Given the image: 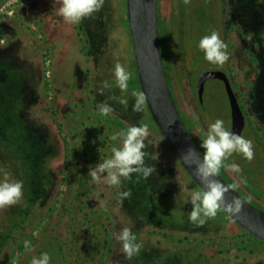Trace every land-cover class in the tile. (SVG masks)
Wrapping results in <instances>:
<instances>
[{"label":"rangeland","instance_id":"1","mask_svg":"<svg viewBox=\"0 0 264 264\" xmlns=\"http://www.w3.org/2000/svg\"><path fill=\"white\" fill-rule=\"evenodd\" d=\"M6 1L2 0L0 5L5 4ZM225 1L191 0L185 5L187 11L184 16L183 0H167L166 9L159 19V30L161 39L163 38L162 48L165 51L167 49V59H165L168 60L167 68L170 73L180 76L181 67L184 65L185 46L186 63L191 78L189 86L186 83L184 85L188 86L190 94L194 93L192 85L195 77L201 74L200 80L206 101L217 111L235 115L236 97L234 98L230 91L232 87L236 88V84L233 83L230 88L226 82L232 81V74L224 65L208 62L204 52L199 48L202 37L210 35L212 31L218 32L225 42L226 9L223 5ZM261 2L262 8L264 0ZM240 3L243 4V9L247 5L246 0ZM7 5L20 11H27L24 16L19 14L11 17L15 22L18 21L19 25L24 24L35 36H41L34 18L35 12L31 11L28 0H11ZM249 12V16L252 17L254 13L251 10ZM76 27H78L76 32L73 31L71 34L70 47L59 35L58 40L61 44L57 43V51L61 53L65 50V53L62 58L58 53L56 54L59 58L55 54V72H52V56L47 52L43 54L45 55L44 64L42 62L44 96L50 98L55 92L54 73L61 100L70 99L69 107L65 108V105L61 104L60 108H56L57 113L45 103L44 108L47 112L44 111L46 113L43 116L44 120L49 122L51 130L59 126L62 134L66 131L69 133V129L74 127V119L77 120L76 123L82 122L80 133L84 127L103 129L101 132L109 135L107 152L109 155L104 154L103 160L112 156L111 149L116 145V141L111 140L113 133L126 132L132 125L146 124L150 135L145 143L148 144V141L150 143L145 151L158 155L156 160L146 159V164L153 166L155 172L147 179H138L137 175L133 174L131 180L122 179L119 185L111 187L107 184V187L112 189L108 192L103 191L104 194L107 193L106 196L108 195V202L97 195L95 198L99 202L94 201L89 205V200L77 199L75 201L77 205H71L69 208L72 194L76 192V184L60 181L58 164L69 159L71 142L69 143L68 138L64 136L62 142L58 134L54 137L51 130L44 128L46 124L39 116L41 112L43 113L40 103L30 107V101L37 98L35 91L39 93L41 84L36 72L28 71L26 66L28 61L16 55L13 57L6 55L2 62L0 58V82L3 75L5 85L9 84L10 77H14V82L22 87L20 94L19 92L12 94V99L6 88L0 89V169L10 174L11 180L23 182V198L18 204L6 207V218L21 222L31 204L37 198L44 196V201L38 206L35 205L30 218V222L33 220V223H36L31 232L39 234L38 237L30 245L25 242L23 247L26 250L20 258L13 254L11 248L2 250L0 264H12L11 261H16L14 264H31L34 257L39 258L44 253L50 256V264H104L105 262H108L107 264H264V241L253 236L231 218L225 219L226 215L222 211H218L217 216L209 219L204 227L197 228L190 222L189 214L193 208L190 202L191 192L202 189L183 169L160 135L146 103L142 112L132 111L135 103L132 93L141 90L136 86L138 78L135 74L132 41L126 17V0H104L99 12L76 23ZM80 27L84 31L89 30L91 34L90 50L84 51L85 36ZM1 45L5 44L0 43ZM4 49L6 50V47ZM8 53L10 52L7 51L6 54ZM47 59L50 60L48 67L45 64ZM257 59V68H264L263 59L262 62L260 57ZM117 62L132 74L127 92H121L116 86L114 68ZM88 68L89 72H87ZM28 75L32 76L31 81L34 80L33 86H29L32 91L30 96ZM85 77L88 79L84 80ZM104 81H108L112 87L104 89L101 95L100 89ZM14 82L10 85L16 86ZM249 86L259 92L250 100L252 114L256 115L258 105L264 109V80L252 81ZM135 87L137 88L133 89ZM84 95L91 97L88 105L90 111L97 115V123L94 120L89 122L83 117L87 111L82 103L85 99L82 98ZM119 97H126L129 101L128 106L121 105L116 99ZM196 100L198 103L196 101L193 107V120L196 118L194 120L197 122L196 127H205L206 136L209 125L214 122L208 118L203 107L200 108V99ZM101 104L110 105L113 111L108 115L102 114ZM71 116L73 120L70 119ZM100 119L104 121L101 123ZM67 126L69 128L66 129ZM192 134L197 140L193 131ZM243 135L253 142L254 159L248 161L242 154L233 153L225 162L230 165L234 160L240 161L239 167L243 177L246 176L248 180L247 185L259 193L260 197L256 198L264 206V134L261 132L251 134L248 127H245ZM199 148L204 153L205 150L200 143ZM53 155L56 157L53 158ZM220 174L224 175L222 169ZM2 179L0 173V180ZM56 186V190L53 191ZM81 187L79 191L84 196L83 199L88 198L86 194L91 195L90 192L86 191L84 186ZM113 190L115 192L117 190V196H114L116 207L111 203L114 200L111 194ZM127 190H131L132 195L121 202L120 194ZM74 213L75 227L72 221ZM41 217L44 218L43 231L36 227L38 221L41 222ZM108 223L111 226H106ZM125 227L131 229L137 238L136 242L142 245L139 254L131 259L126 258L122 244L113 236L114 232L118 233ZM85 229L93 231L92 236L97 234L98 229L103 234L92 239L84 232ZM104 240L108 241L107 249L103 247ZM6 260L8 262H5Z\"/></svg>","mask_w":264,"mask_h":264},{"label":"flooded vegetation","instance_id":"2","mask_svg":"<svg viewBox=\"0 0 264 264\" xmlns=\"http://www.w3.org/2000/svg\"><path fill=\"white\" fill-rule=\"evenodd\" d=\"M45 1V2H44ZM262 0H246V7L243 9L242 5L240 2L242 0H226L223 2V5L226 9V14L224 18V23H225V43L227 44V52L230 54L229 60L224 64L226 67L227 71L232 74V81L227 80V84L230 85V88L232 87V84H236V88L232 87V96L235 98L236 97V102L234 103L235 108L237 109V113L235 115H240L243 114L245 117V127H248L250 130L251 134L255 132H261L264 134V109L261 108V106L258 105L256 107L257 112L256 115L252 114V108L250 100L253 98L254 95L259 94L257 89L254 88H249V84H251L252 81L262 79L264 80V68H257V63L258 59L260 57L262 62V59L264 61V7L261 8ZM46 3V4H45ZM59 0H29L28 4L31 9V11L35 12L34 18L36 19V25L38 27V31L40 33H43V28L44 25L42 24V16L44 14L43 12V6L46 5V10L47 11V17H55L57 16L60 19L61 25L59 26V30L55 29L54 30V35H61L63 39H65V43L68 46L70 44V38L71 34L76 32V24H71L66 22L62 16L58 15V8H59ZM159 4V0H158ZM49 5L53 7L52 10H49ZM249 5V6H248ZM252 5V6H251ZM249 10H251L254 14L249 16L248 13ZM187 8L184 4V16L186 15ZM27 11H20L19 9H14L13 11V16L19 14L21 16H24L27 14ZM52 13L53 15H51ZM245 15V16H244ZM199 18V15H198ZM14 21V18L10 16H2L0 18V29L5 31V24ZM18 22V21H17ZM80 29L83 30V34L85 36L84 39V51L90 50V44L91 39H90V32L89 30L84 31L82 27ZM159 38H160V30H159ZM163 42V41H162ZM161 40H160V47H161V54L163 51L162 45H161ZM0 43L2 44H7L8 43V38L5 35H2L0 38ZM163 44V43H162ZM65 51V50H64ZM63 51V52H64ZM167 51V49H166ZM50 54L52 56L51 49H44L43 54ZM181 53V52H180ZM45 56V55H43ZM62 58V57H61ZM44 60V57L42 58ZM184 65L181 67V72L180 76L177 77V74L174 73L172 75V84L170 85L173 97L175 99L176 105L180 111V114L185 120V123L193 137L192 131L194 135L196 136L197 140L193 137V139L196 141V143L199 146V143L202 145V141L206 139V136L204 135L205 127H196L197 122L196 118L193 120V107L196 104V99H198V82L200 78L202 77L201 74L197 75L195 77V81H193V88H194V93L189 92V83H190V72L188 70V65L186 63L187 61V56L185 52V46H184ZM52 62V72H55L54 70V65L53 61ZM44 64V61H43ZM89 69V68H88ZM87 72L90 71V69ZM165 69V68H164ZM262 71V72H261ZM261 72V73H260ZM194 75V74H193ZM167 76V75H166ZM179 78V79H178ZM88 78L85 77L84 80H87ZM181 79V80H180ZM186 83V85H184ZM53 84H55V92L53 95L49 98L43 95L41 101L42 104L46 103L48 106L53 109L54 112H58L56 108H60L61 104H64L65 108L69 107V100L68 98L61 100V96L59 93V89L56 86L55 78H54V73H53ZM192 90V87H191ZM255 90V91H254ZM193 92V90H192ZM229 93V94H230ZM82 98H85L83 100V108H85V113H84V119L89 120H94L97 123V115L95 112L90 111L89 109V100L90 98L87 95H84ZM244 102V103H243ZM198 103V101H197ZM56 106V107H55ZM200 108H202L200 102H199ZM43 113L39 115L40 118H43V116L46 114L44 111L47 112V110H43ZM49 112V111H48ZM51 112V111H50ZM67 117V114H66ZM209 118V117H208ZM71 120L74 118L71 116ZM210 119V118H209ZM101 123L104 121L103 119H100ZM211 120V119H210ZM76 119H74L75 124L73 125L74 127L69 129V133L66 131L63 134L60 132V127H56V129L51 130L52 134L54 137L59 135V139L62 141V136L68 138L69 143L71 142L70 145V153H69V159L61 160L62 162L60 165L58 164V171L61 173V178L60 181L62 182H67L70 184H76V192L72 194V200L69 201V208H71V205H77L75 204V201L78 199L79 201H86L89 200L88 204L91 205L92 202L96 201L99 202L98 199L95 198V196H99V198L105 199V202H108V195L106 196L107 193H103V191L108 192L109 190H112L110 187H107V183L103 181H95L90 173L91 169H94L96 167V164H98L100 161H103L102 156L105 154L109 155L108 152V147H109V135L107 133H102L103 129H96V128H90L84 127V130L80 133V123H76ZM44 122L49 126V122ZM53 123V122H52ZM250 123V125H249ZM196 124V126H195ZM98 125V124H97ZM100 126V124H99ZM190 126V128H189ZM202 126V125H201ZM50 127V126H49ZM69 128L68 126L66 129ZM243 128V130H244ZM243 130L241 133V136L244 137L243 135ZM102 131V132H101ZM59 132V133H58ZM203 133V134H202ZM63 142V141H62ZM122 141L118 138L116 140V145L115 147L121 146ZM264 143V141H263ZM58 144V143H57ZM59 150L61 151V144L59 142L58 144ZM57 149V148H56ZM59 151V152H60ZM58 153V150H57ZM59 154V153H58ZM56 157V156H55ZM61 159V158H59ZM234 163L240 165L239 160H234ZM225 167H222V172L224 175H222L226 180L236 189L238 190L244 197H246L250 202L255 204L256 206L260 208H264L262 204L257 200L256 197H260L259 193H256L254 188H251L247 185L248 180H246V176L243 177V172L239 173H233L227 168V163L225 162ZM55 174V171H54ZM242 174V176H241ZM78 185V186H77ZM84 186L86 191L90 192L87 193L86 195L89 196L86 199H83V195L80 193L79 189H81V186ZM110 185V184H109ZM247 185V186H246ZM113 185H111L112 187ZM57 188L54 187L55 191ZM107 188V189H104ZM53 189V188H52ZM118 189V188H117ZM112 204L113 207H116V201L114 196H117V190L116 192L113 190L112 191ZM71 195V193H70ZM101 195V196H100ZM103 195V196H102ZM69 196V193H68ZM44 196H41L40 198H37L36 201H34L31 206L28 208V212L25 215V217L21 220V222H16L13 219H8L6 218V212L5 209H0V252L4 250L5 248L12 249L13 254H16L18 258H20L22 255L25 253V248L23 245H25V242H28V245H30L32 242L35 241V239L38 237L35 233H32L31 229H33L34 221L32 220L30 222L31 215L33 214V210L35 205H39L41 202H43ZM117 198V197H116ZM74 199V200H73ZM110 203V204H111ZM117 203H119L117 201ZM117 207L119 208V204H117ZM117 216V215H116ZM41 222L38 221L37 228H40L42 230V222H44V218L41 217ZM75 213L72 216V221H74V227H75ZM111 226L110 223H108L106 226ZM73 226V225H72ZM43 231V230H42ZM41 231V232H42ZM118 231V230H116ZM34 232V230H33ZM84 232L88 235L90 238H94L96 236L102 235V231L98 229L97 234H94L92 236L93 231H89L88 229H85ZM75 234V233H74ZM100 234V235H99ZM96 240V239H95ZM94 240V241H95ZM105 244L103 247L107 249L106 244H108V241L104 240ZM224 242V241H222ZM8 260V259H7ZM5 262H8V261ZM14 264L16 261H11ZM108 262H105L104 264H107Z\"/></svg>","mask_w":264,"mask_h":264},{"label":"clouds","instance_id":"3","mask_svg":"<svg viewBox=\"0 0 264 264\" xmlns=\"http://www.w3.org/2000/svg\"><path fill=\"white\" fill-rule=\"evenodd\" d=\"M187 5L191 0H183ZM60 7L58 15L71 24L81 22L85 18H90L94 13L99 12L104 0H59ZM199 48L204 52L205 59L215 65L223 66L228 60L230 54L227 52V44L220 38V34L212 31L210 35H205L199 42ZM116 86L121 92H127L128 82L132 74L126 68L117 62L114 68ZM108 81L103 82L100 94L104 89L111 88ZM135 103L132 111L139 113L143 111L146 102L144 92H133ZM118 102L121 105L128 106L129 101L126 97H119ZM100 111L108 115L113 108L108 104H101ZM150 133L146 124L140 126L132 125L126 132H116L111 136L112 141L118 138L122 141L121 146L111 149L112 156L109 159L100 161L94 169L90 170L91 176L95 181H101L110 185H119L123 180H131L133 174L137 178L147 179L154 172L155 168L146 164V159L156 160L157 154H150L145 149L148 144ZM201 147L205 150L203 160L199 161L195 167V175L204 185L202 191H193L190 195V202L193 208L189 214L190 222L197 228L204 227L209 219L215 218L218 211H226L235 216L243 210V201L236 196L228 198V193L232 186L223 184L218 177L222 167H225V161L233 153L242 154L248 161L254 159L253 142L229 131L224 126V121L217 119L209 125L206 132V139L202 141ZM189 150L187 154L194 153ZM186 154V155H187ZM227 168L233 173H239L240 167L236 163L227 165ZM3 179L0 180V209L14 206L23 198V182L10 179L7 171L0 169ZM131 190L123 191L120 194L121 202L130 198ZM113 236L122 244V251L127 259L139 254L142 245L136 242V236L130 228H123L120 232H114ZM50 256L44 253L39 258H33L31 264H50Z\"/></svg>","mask_w":264,"mask_h":264},{"label":"water","instance_id":"4","mask_svg":"<svg viewBox=\"0 0 264 264\" xmlns=\"http://www.w3.org/2000/svg\"><path fill=\"white\" fill-rule=\"evenodd\" d=\"M126 17L132 41L136 74L141 92L146 95V106L160 135L175 157L203 190L204 185L195 175V167L203 160L204 153L193 139L173 97L162 59L159 38L158 0H126ZM198 96L208 117L215 122L224 121L227 130L241 135L245 125L243 114L230 115L214 109L205 99L201 80L198 82ZM195 151L188 153L189 150ZM187 154V155H186ZM216 179L232 186L220 173ZM236 196L243 201L239 215L223 211L253 236L264 241V209L256 206L232 186L228 198Z\"/></svg>","mask_w":264,"mask_h":264},{"label":"crops","instance_id":"5","mask_svg":"<svg viewBox=\"0 0 264 264\" xmlns=\"http://www.w3.org/2000/svg\"><path fill=\"white\" fill-rule=\"evenodd\" d=\"M58 5L60 7V3H58ZM43 7H45L43 8L44 14L42 16L43 17L42 24L44 25V28H43V33H41V36L39 35L35 36L29 31V28H27L23 23H22L23 25H19L15 21H10L5 24V31L3 32V35H6V37L8 38V43L6 44V46H7L8 52L10 53L6 55H10L11 57H13V55H16L17 57L18 56L24 57L28 61V63L26 64V66H28L27 68L28 71L31 70V72L32 71L38 72V79L40 81L41 87L39 88V93H37L38 94L37 105H39L40 103L42 105V109L45 110L44 103L42 104V101H41L44 95L43 66H42V62H43L42 58L44 57L43 51L44 49H46V46L51 49L52 61H53L54 67H55V64H54L55 54L58 53L60 57H63L65 51L61 53L57 51L58 49L57 43L61 44V42L58 40L59 39L58 35L53 36L54 30L55 29L59 30L61 21L57 16L55 17L52 16L48 18L47 11H45L46 5ZM52 9L53 7L49 5V10H52ZM50 14L53 15L52 13ZM1 31L3 30L0 29V37L2 36ZM70 40H72V38H70ZM70 46H71V41H70V44H68V47ZM59 55H57L58 58H59ZM27 79H30L29 75Z\"/></svg>","mask_w":264,"mask_h":264},{"label":"trees","instance_id":"6","mask_svg":"<svg viewBox=\"0 0 264 264\" xmlns=\"http://www.w3.org/2000/svg\"><path fill=\"white\" fill-rule=\"evenodd\" d=\"M2 2V0H0V3ZM166 2H167V0H159V4H158V16H159V19H160V17L162 16V14L164 13V11H165V9H166V7H165V5H166ZM2 33V35H3V32L4 31H1ZM2 37V36H1ZM0 37V38H1ZM160 40H161V42L163 41V38L161 39V35H160ZM6 47V50L4 49ZM7 51H8V49H7V46L6 45H1L0 46V58H1V62L4 60V57L6 56V53H7ZM166 56H167V51H165V50H163L162 51V59H163V64H164V68H165V73H166V75H167V79H168V82H169V84L171 85L172 84V74L170 73V70H169V68H167L168 66V60L166 61ZM166 58V59H165ZM33 72V71H32ZM36 72V71H35ZM136 74V73H135ZM36 75L38 76V72H36ZM29 77H30V79H28V95L30 96V94L32 93V91H31V89H30V85H32L33 86V82H34V80L33 81H31L32 80V76H30L29 75ZM11 79L9 80V84L8 85H5V84H3V81H4V75H3V78H2V81L0 82V89L2 90V89H7L9 92V95H10V98L12 99V94L13 93H16V92H19V94H20V90H21V88L22 87H20V85L19 84H17L16 82H14L15 81V78L14 77H10ZM138 78V77H137ZM13 83L14 82V84H16V86L15 85H10V83ZM10 86V87H9ZM12 86V87H11ZM136 86L140 89V86H139V82L136 84ZM137 87H135V88H133V89H136ZM141 90V89H140ZM35 93L37 94V92L35 91ZM38 95V94H37ZM22 96V95H21ZM35 96V95H34ZM36 99H38V96H37V98ZM36 99H34V100H31L30 101V107H32V106H34L35 104H37V102H38V100H36ZM185 121V120H184ZM45 123V122H44ZM46 124V123H45ZM45 129H48V131L50 130V128H49V126L46 124V127H44ZM56 151H57V149H55ZM55 154H56V152H55ZM54 154V155H55ZM53 155V158L55 157ZM52 158V159H53ZM47 195V192H46V194H45V196ZM222 211V210H221ZM223 212V211H222ZM223 214L224 215H226L224 212H223ZM228 216L226 215L225 216V219L227 218ZM261 241H263V240H261ZM200 256V255H199Z\"/></svg>","mask_w":264,"mask_h":264},{"label":"built area","instance_id":"7","mask_svg":"<svg viewBox=\"0 0 264 264\" xmlns=\"http://www.w3.org/2000/svg\"><path fill=\"white\" fill-rule=\"evenodd\" d=\"M29 1V0H28ZM7 2H8V4L11 2V0H7L6 1V3L5 4H1L0 5V18L2 17V16H13V11H14V8H11L10 6L11 5H7ZM13 2V1H12ZM20 2V1H19ZM24 6H26V4H24ZM49 62H50V60L49 59H47L46 61H45V64H46V67H48V64H49ZM45 67V68H46Z\"/></svg>","mask_w":264,"mask_h":264}]
</instances>
